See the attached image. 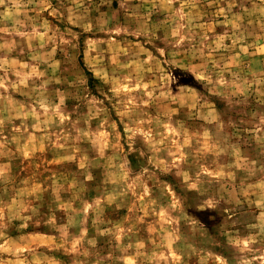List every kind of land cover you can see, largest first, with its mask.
I'll use <instances>...</instances> for the list:
<instances>
[{
    "label": "rangeland",
    "instance_id": "374dc122",
    "mask_svg": "<svg viewBox=\"0 0 264 264\" xmlns=\"http://www.w3.org/2000/svg\"><path fill=\"white\" fill-rule=\"evenodd\" d=\"M0 264H264V0H0Z\"/></svg>",
    "mask_w": 264,
    "mask_h": 264
}]
</instances>
